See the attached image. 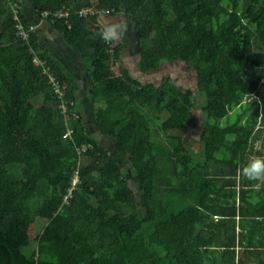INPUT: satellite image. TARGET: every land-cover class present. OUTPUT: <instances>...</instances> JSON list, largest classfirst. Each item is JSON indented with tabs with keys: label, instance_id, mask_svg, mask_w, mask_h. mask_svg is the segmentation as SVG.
<instances>
[{
	"label": "trees",
	"instance_id": "obj_1",
	"mask_svg": "<svg viewBox=\"0 0 264 264\" xmlns=\"http://www.w3.org/2000/svg\"><path fill=\"white\" fill-rule=\"evenodd\" d=\"M31 1L89 66L95 125L129 155L148 210L119 158L90 135L77 78L35 29L22 38L12 4L19 1L0 0V264H205L202 248L233 245L215 232L235 222V204L222 197L235 189L238 170L264 155V0ZM87 6L135 24L140 72L183 61L202 88H179L170 75L160 83L133 76L125 45L105 36L99 14L80 15ZM18 15L28 28L20 8ZM197 93L206 117L203 160L185 141ZM251 94L257 99L242 110ZM235 107L241 120L221 124ZM223 146L231 155H217ZM39 218L54 226L28 255L23 248Z\"/></svg>",
	"mask_w": 264,
	"mask_h": 264
},
{
	"label": "crops",
	"instance_id": "obj_2",
	"mask_svg": "<svg viewBox=\"0 0 264 264\" xmlns=\"http://www.w3.org/2000/svg\"><path fill=\"white\" fill-rule=\"evenodd\" d=\"M18 1L19 2H16L18 10L20 8L31 24L35 26L34 29L39 40L45 44L48 50L55 55L57 59L64 63L68 73L77 78L80 86L77 92L78 94L82 89L86 88L84 80H88L87 84H90V87L80 93L84 99L80 105L82 108L85 107L87 105L85 99L91 98L93 108L92 95L89 91L92 84V75L89 71V74L87 75L86 73L87 76H85L82 69L80 70L81 66L78 65V63L81 64L82 62L80 52L68 45L63 35L55 29L48 20L36 12L31 0ZM119 17V15L100 14L99 21L106 28L111 26H116L117 28L118 22H121ZM116 42L123 43L118 39H116ZM128 49H130L129 46L124 47L122 52L123 59L125 57V51H128ZM72 67H79L77 70L79 72H73ZM89 81L90 83H88ZM257 157L264 158V155H258L253 158L256 159ZM197 159L203 160V157H197ZM239 171L240 170H238L235 189L228 188L227 196L223 194L222 197L223 201L228 202V206L235 204V222L232 220L226 221L223 224L225 230L220 233L215 232L217 238L221 241L230 242L234 239V243L230 245V247L211 245L202 248L205 264H264V177L249 179L243 174L242 170L241 173ZM230 207L231 206H229V208ZM214 216L216 219L219 218L217 215ZM216 219L211 223V228L209 229V234H212L213 238ZM207 234L208 233H204L203 236Z\"/></svg>",
	"mask_w": 264,
	"mask_h": 264
},
{
	"label": "rangeland",
	"instance_id": "obj_3",
	"mask_svg": "<svg viewBox=\"0 0 264 264\" xmlns=\"http://www.w3.org/2000/svg\"><path fill=\"white\" fill-rule=\"evenodd\" d=\"M121 22H118V27L116 28L118 35L116 36V39L120 40L123 42L125 46H129L130 49L128 51H125V63L129 66L130 71L133 76L138 77L140 80L143 82H156L160 83L162 79L165 76H172L175 79V84L177 87L182 88V87H192L195 92L197 90H200L202 87L199 84L197 80V75L194 71L190 70L186 63L183 61H164L162 65L154 69L148 73H142L137 69V63L139 60V51H138V46H137V35L135 32V24L124 18V17H119ZM124 24H123V22ZM121 23L123 25V31H121ZM79 66H81L80 70L85 73V76H87L89 73V69L87 66L86 61L82 59L81 64L78 63ZM79 67H72V71L74 72H79L77 71ZM117 73H119V69L117 68ZM87 73V75H86ZM88 80H84L85 82V87L84 89L81 90V92H84L87 88L90 87V84H87ZM90 83V81L88 82ZM123 88L129 92L130 94L134 93V90L132 86L128 82H123ZM80 92V93H81ZM78 94L79 97L77 99L78 103L81 104L83 102V96L81 94ZM89 98V97H88ZM257 99L255 94L247 95L243 101L245 103V107L242 108L244 109H249L252 104H254L255 100ZM204 96H201L200 94H195V114L190 120L189 125L186 128V136H185V141L188 144V147L190 148L191 154L196 158L203 157V152L202 148L203 145L200 141V134L203 129V121H205L206 117L204 116V112L201 110V106L203 104ZM87 101V105L85 107H79L82 109V112L84 114V119L87 122V127L88 131L90 132V135L93 136L94 138L98 139L100 143L110 149L120 160L123 172L127 176L128 182L131 185V187L134 189L137 195V200L139 203V206L142 211L148 210V206L146 205V202L143 198L142 191L139 188V185L136 184L133 179H132V174H131V161L129 158V155L121 148L119 142L114 139L113 137L107 136L102 134L96 127L95 125V112L94 109L92 108V103H91V98L90 99H85ZM89 102V104H88ZM237 112L238 109L235 107L232 111L231 114L225 116L220 120L221 124H228L232 122H237L240 121L241 118L244 115H241L242 112L244 111ZM246 111V110H245ZM160 134L164 137L169 135V128L166 123V115H163L161 117L160 123L158 125ZM232 136H228L227 139H231ZM226 140L224 143L228 146L229 141ZM223 143V144H224ZM227 146H223L220 148L219 151H217V155L223 156L225 154L231 155V149ZM15 166V165H14ZM20 169H18L19 171ZM54 226V221L50 218H39L34 224H32L29 228V234H30V243L28 246H25L23 248V251L27 253L28 255L35 253L36 248H37V241L41 238H44L45 235L47 234L48 230Z\"/></svg>",
	"mask_w": 264,
	"mask_h": 264
},
{
	"label": "built area",
	"instance_id": "obj_4",
	"mask_svg": "<svg viewBox=\"0 0 264 264\" xmlns=\"http://www.w3.org/2000/svg\"><path fill=\"white\" fill-rule=\"evenodd\" d=\"M13 4V7H14V13H15V19L18 21L17 23V27L19 28V33L20 35L22 36L23 39H27L29 40L30 39V31L33 30L35 28L34 25H30L28 28H25L24 27V24L22 21H20V17L18 15V12L19 10L17 9L18 8V5L17 3L15 2H12ZM47 13V12H46ZM59 16H68L69 12L67 10H57L56 12ZM80 15L82 16H87V15H93V14H103V15H108L110 14V11L108 9H97L95 6H87V7H83L80 11H79ZM34 60L36 62H38V59L35 57ZM51 79L54 81L55 80V77L53 75H51ZM60 85L57 84L56 86V89L61 92V90L59 89ZM61 106L64 107L65 109V105L62 103ZM71 130H69L68 133H70ZM78 181V177H77V174L73 180V185L69 188V193L65 195L64 199L65 201H68V198H69V195L72 194V191L75 187V184L76 182Z\"/></svg>",
	"mask_w": 264,
	"mask_h": 264
},
{
	"label": "clouds",
	"instance_id": "obj_5",
	"mask_svg": "<svg viewBox=\"0 0 264 264\" xmlns=\"http://www.w3.org/2000/svg\"><path fill=\"white\" fill-rule=\"evenodd\" d=\"M123 31V25L120 26ZM104 34L109 39H114L118 35L116 26H111L104 30ZM243 174L249 179H258L264 177V158L257 157L243 169Z\"/></svg>",
	"mask_w": 264,
	"mask_h": 264
}]
</instances>
